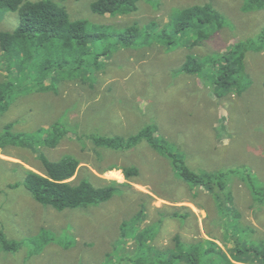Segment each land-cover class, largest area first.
Segmentation results:
<instances>
[{
	"label": "rangeland",
	"instance_id": "1",
	"mask_svg": "<svg viewBox=\"0 0 264 264\" xmlns=\"http://www.w3.org/2000/svg\"><path fill=\"white\" fill-rule=\"evenodd\" d=\"M53 1L66 7L72 20L120 28L138 23L144 30L155 21L156 30L144 32L132 46L116 47V37L94 42L91 50H107V57L97 64L87 58L74 77L60 70L41 84H36L38 73L35 78L20 77L9 110L0 115V133L12 122L13 132L28 134L60 121L69 133L57 147H40L49 158H79L73 179L129 184L119 186L107 202L59 211L38 203L24 185L25 168L41 170L37 155L7 143L0 149V231L21 247L14 252L0 245V264H136L135 239L124 241L121 236L125 222L129 230L140 224L157 229L153 243L160 248L174 246L177 234L187 242L215 235L224 249L233 247L232 240L224 242L225 218L214 195L188 186L170 160L146 140L133 148L114 149L97 147L90 138L95 133L129 139L148 124L157 126V134L194 171L228 172L242 225L250 230L247 238L264 239V204L258 201L264 200V47L256 49L261 45L264 8L250 9L249 0H142L130 14L101 16L92 11L95 0ZM209 2L225 15L222 28L194 47L179 39L173 45L161 42L158 34L170 27L180 9ZM19 23L18 12H7L0 16V32L14 30ZM239 42H254L246 51L245 72L238 85L218 87L213 60ZM189 53L204 64L202 71L183 69ZM72 66L65 67L69 71ZM8 75L0 66V78ZM110 167L116 168L105 172ZM131 167L139 174L127 180L120 168ZM175 212L180 216L173 217ZM39 234L42 242L44 236L54 241L30 257Z\"/></svg>",
	"mask_w": 264,
	"mask_h": 264
},
{
	"label": "trees",
	"instance_id": "2",
	"mask_svg": "<svg viewBox=\"0 0 264 264\" xmlns=\"http://www.w3.org/2000/svg\"><path fill=\"white\" fill-rule=\"evenodd\" d=\"M141 1L95 0L91 8L94 13L101 16H117L137 11ZM248 7L262 9L264 0H249ZM10 11L18 12L20 23L14 30L0 32L2 51L0 66H3L9 74L7 79L0 78V115L9 110L12 99L17 93V80L20 77L35 78L34 75L38 73L35 79L36 84L45 83L51 72L57 70L63 72L65 76L74 77L77 69L83 68L87 58L93 60L92 64H97L104 55H107V50L96 53L92 51L90 47L94 42L116 37V47L118 45L132 46L144 32L147 31L151 35L156 30L155 21L148 23L147 29L144 30L138 23L120 28L108 23L92 24L85 19L72 20L66 7L53 0H0V16ZM225 23V15L213 3L194 4L180 9L172 19L170 27L164 28L158 34V38H161V42L167 45H173L179 39V43L185 41L190 44V47H194L208 39ZM258 40L261 41V45H258L256 49H262L264 29ZM253 43L239 42L213 60L217 68L214 83L218 87L230 88L239 84L238 78L246 68V51L254 48L251 46ZM70 65H75V67L72 66L68 71L65 66ZM203 67L204 64L194 53L188 54L183 65V69L192 73L202 71ZM44 83L42 88L47 87ZM14 125L13 122L8 123L4 132L0 133V149L7 143H11L29 148L37 155L41 162V170L25 168L24 185L38 203L59 211L89 207L107 202L114 196L119 186L129 184L111 181L109 184L97 185L91 177L73 179L80 169L81 160L79 158L74 155L60 160L49 158L40 147H57L69 133V129L60 121L55 122L47 130L40 128L28 134L13 132ZM157 130L155 124H148L129 139L95 133L91 134L90 138L97 147L106 146L114 149L133 148L146 140L153 149L170 160L184 182L190 184L188 186H192L193 189L201 188L210 195H214L225 218L227 233L224 242L228 243L232 240L234 245L227 250L216 241L218 237L215 235H209L212 239L198 238L187 242L180 234H177L174 237V246L160 248L153 243L157 229L142 228L140 224L138 228L129 230L128 223L125 222L121 236L124 241L134 238L136 251H138V257L133 262L136 264H264V239L255 241L251 237L247 238L246 235L250 230L242 225L243 213L236 205L235 195L229 189L226 180L229 173L226 171L204 173L194 171L185 158L171 148L170 142L157 134ZM115 168L110 167L105 172ZM120 170L123 171L127 180H132L139 174L137 167L120 168ZM93 176L96 175L93 173ZM252 192L255 198L259 197V190L255 185L252 186ZM258 201L264 204V200ZM172 216L179 217L180 215L175 212ZM162 222L161 219L158 224ZM44 232L45 230L42 234ZM41 236V234L36 236L35 248L31 251L30 257L41 254L45 246L50 241H54L53 238L44 236L42 242ZM0 245L6 251L15 252L21 247V242L9 239L5 232L0 231Z\"/></svg>",
	"mask_w": 264,
	"mask_h": 264
}]
</instances>
